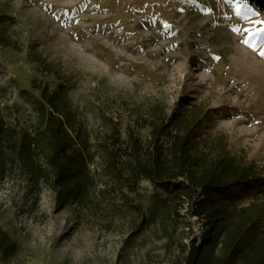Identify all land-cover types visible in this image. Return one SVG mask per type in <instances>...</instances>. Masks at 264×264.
<instances>
[{"label":"rangeland","instance_id":"1","mask_svg":"<svg viewBox=\"0 0 264 264\" xmlns=\"http://www.w3.org/2000/svg\"><path fill=\"white\" fill-rule=\"evenodd\" d=\"M0 25L13 42L0 45V114L8 126L33 133L41 105L34 85L60 88L96 153V188L84 206L59 209L48 185L33 191L20 173L0 181V228L18 246L0 264H174L180 241H200L202 222L185 211L169 226L168 247L159 221L133 237L139 215L128 205L147 209L153 194H165L147 181L123 189L105 170L107 133L114 127L128 140L157 104L205 103L203 133L226 135L231 152L264 174V11L257 7L240 0H0ZM35 55L59 77L42 71ZM138 135L146 143L151 129ZM255 193L264 195V187Z\"/></svg>","mask_w":264,"mask_h":264},{"label":"trees","instance_id":"2","mask_svg":"<svg viewBox=\"0 0 264 264\" xmlns=\"http://www.w3.org/2000/svg\"><path fill=\"white\" fill-rule=\"evenodd\" d=\"M240 1L264 11V0ZM0 45L13 46L1 25ZM35 58L42 71L59 77L55 66ZM34 86L41 105L33 133L9 127L0 114V181L20 173L33 191L48 185L59 209L87 205L96 188L91 135L62 89ZM209 114L203 102H181L172 110L157 104L148 117L136 121L128 140L112 127L106 135L111 143L103 149L105 170L123 189L147 181L165 194H153L147 209L128 205L139 215L133 237L159 221L168 247L174 242L169 226L182 222V211L202 222L200 241H180L174 264H264V195L255 193L264 187L263 170L233 154L226 135L203 133ZM145 128L151 129V139L142 143L138 131ZM246 198L251 202L240 206ZM17 252V244L0 228L2 261Z\"/></svg>","mask_w":264,"mask_h":264},{"label":"snow or ice","instance_id":"3","mask_svg":"<svg viewBox=\"0 0 264 264\" xmlns=\"http://www.w3.org/2000/svg\"><path fill=\"white\" fill-rule=\"evenodd\" d=\"M261 31H264V29H262ZM246 43H247V41H246ZM260 55L264 56V51H261Z\"/></svg>","mask_w":264,"mask_h":264}]
</instances>
